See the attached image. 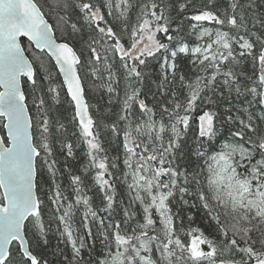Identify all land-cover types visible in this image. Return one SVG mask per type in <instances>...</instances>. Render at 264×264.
Listing matches in <instances>:
<instances>
[{
	"label": "snow or ice",
	"instance_id": "snow-or-ice-1",
	"mask_svg": "<svg viewBox=\"0 0 264 264\" xmlns=\"http://www.w3.org/2000/svg\"><path fill=\"white\" fill-rule=\"evenodd\" d=\"M0 133V264H264V0H0Z\"/></svg>",
	"mask_w": 264,
	"mask_h": 264
},
{
	"label": "trees",
	"instance_id": "trees-1",
	"mask_svg": "<svg viewBox=\"0 0 264 264\" xmlns=\"http://www.w3.org/2000/svg\"><path fill=\"white\" fill-rule=\"evenodd\" d=\"M211 26V25H209ZM155 63V62H153ZM154 71H158V67L154 69ZM57 79H61L59 76L57 77ZM63 95V93H62ZM62 114L63 115H67L68 111H70V109L67 108V106L62 107L61 109ZM85 162V157L83 156V148L78 150L77 153V159L75 161H73V166L75 167H79L82 166V164ZM89 183H91V180L88 181ZM53 245H55V241H53ZM61 247H63V245H61ZM51 249L48 250V252L50 253ZM49 259H52L51 255L49 254Z\"/></svg>",
	"mask_w": 264,
	"mask_h": 264
},
{
	"label": "flooded vegetation",
	"instance_id": "flooded-vegetation-1",
	"mask_svg": "<svg viewBox=\"0 0 264 264\" xmlns=\"http://www.w3.org/2000/svg\"><path fill=\"white\" fill-rule=\"evenodd\" d=\"M2 134V133H1Z\"/></svg>",
	"mask_w": 264,
	"mask_h": 264
},
{
	"label": "water",
	"instance_id": "water-1",
	"mask_svg": "<svg viewBox=\"0 0 264 264\" xmlns=\"http://www.w3.org/2000/svg\"><path fill=\"white\" fill-rule=\"evenodd\" d=\"M1 134V133H0Z\"/></svg>",
	"mask_w": 264,
	"mask_h": 264
}]
</instances>
